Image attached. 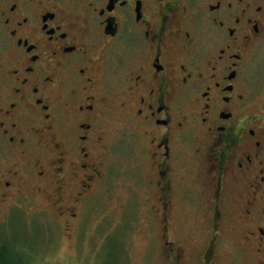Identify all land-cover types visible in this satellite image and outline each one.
Wrapping results in <instances>:
<instances>
[{"label": "flooded vegetation", "instance_id": "af4514ba", "mask_svg": "<svg viewBox=\"0 0 264 264\" xmlns=\"http://www.w3.org/2000/svg\"><path fill=\"white\" fill-rule=\"evenodd\" d=\"M122 121L168 259L264 264V0H0V204L72 225Z\"/></svg>", "mask_w": 264, "mask_h": 264}, {"label": "rangeland", "instance_id": "374dc122", "mask_svg": "<svg viewBox=\"0 0 264 264\" xmlns=\"http://www.w3.org/2000/svg\"><path fill=\"white\" fill-rule=\"evenodd\" d=\"M114 134L104 181L81 200L72 225L56 209L51 190L47 196H26L9 210L0 204V241L17 242L39 264H177L175 253L169 260L162 244V216L155 209L147 164L137 155L139 137L124 121L116 124ZM180 216L179 226L190 230L195 215L183 211ZM169 218L175 239L174 215ZM181 264H196V258L186 256ZM216 264L247 263L232 257L226 246Z\"/></svg>", "mask_w": 264, "mask_h": 264}, {"label": "trees", "instance_id": "16d2710c", "mask_svg": "<svg viewBox=\"0 0 264 264\" xmlns=\"http://www.w3.org/2000/svg\"><path fill=\"white\" fill-rule=\"evenodd\" d=\"M0 264H39L32 253L22 250V247L13 241H0Z\"/></svg>", "mask_w": 264, "mask_h": 264}]
</instances>
